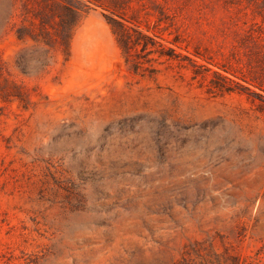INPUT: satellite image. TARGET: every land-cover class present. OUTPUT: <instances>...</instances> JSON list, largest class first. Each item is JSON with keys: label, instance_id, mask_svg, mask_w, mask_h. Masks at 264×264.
<instances>
[{"label": "rangeland", "instance_id": "rangeland-1", "mask_svg": "<svg viewBox=\"0 0 264 264\" xmlns=\"http://www.w3.org/2000/svg\"><path fill=\"white\" fill-rule=\"evenodd\" d=\"M0 264H264V0H0Z\"/></svg>", "mask_w": 264, "mask_h": 264}]
</instances>
